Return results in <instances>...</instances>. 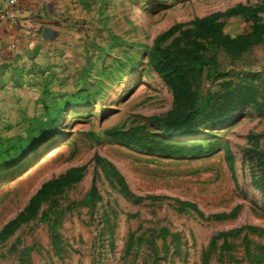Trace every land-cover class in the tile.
Returning a JSON list of instances; mask_svg holds the SVG:
<instances>
[{"label":"rangeland","instance_id":"obj_1","mask_svg":"<svg viewBox=\"0 0 264 264\" xmlns=\"http://www.w3.org/2000/svg\"><path fill=\"white\" fill-rule=\"evenodd\" d=\"M82 5L56 41L0 58V232L21 216L0 264H264V0ZM170 62L183 90L158 74ZM169 117L198 135L152 121Z\"/></svg>","mask_w":264,"mask_h":264},{"label":"crops","instance_id":"obj_2","mask_svg":"<svg viewBox=\"0 0 264 264\" xmlns=\"http://www.w3.org/2000/svg\"><path fill=\"white\" fill-rule=\"evenodd\" d=\"M83 1L22 0L16 8L0 4V58L14 54L13 45L25 54H34L38 41H56L60 28L71 25L67 20L76 18L74 8L82 7Z\"/></svg>","mask_w":264,"mask_h":264},{"label":"trees","instance_id":"obj_3","mask_svg":"<svg viewBox=\"0 0 264 264\" xmlns=\"http://www.w3.org/2000/svg\"><path fill=\"white\" fill-rule=\"evenodd\" d=\"M255 16L258 18V14L261 13L259 10H251ZM262 11H264V6L262 7ZM248 9L244 10V14H249ZM217 28L213 26L212 28V33H216L218 29H220V25L216 24ZM180 69L174 65L173 62H170L167 66H159L158 67V74L163 78V80L168 83L174 91H179L183 90V76L180 74ZM232 110V103H224L220 105L219 107L215 108L213 111V114L209 117L210 121H221L224 120L225 116ZM152 121L154 124L158 125L159 127H162L166 130L167 133L171 134L174 137H192V136H197L198 133L193 132V134L188 133L186 129L188 127L192 128L191 121L192 119L187 118L186 121L182 120H177L174 119V117H169L166 119H158V118H152ZM138 144L151 148V147H158L159 152L167 155H181V156H198V155H203L205 154V150L201 145L197 146H191L188 148L184 149H176L173 147L169 146H162L159 145L158 143L151 142L148 140H143V139H137L135 138L134 140ZM35 146H32L31 148H26L22 151V154L20 158L26 156L32 149H34ZM82 171V169L78 171H72L68 173L64 179V181H52L47 184H45L40 192L32 199L30 208L33 209L35 212L40 205L46 201V199L49 197L52 191L57 190L64 185L73 183L79 179V174ZM21 216L16 219V221L20 220ZM16 221L12 222L10 225L5 227L1 232H0V239L3 238L8 229L15 223Z\"/></svg>","mask_w":264,"mask_h":264},{"label":"built area","instance_id":"obj_4","mask_svg":"<svg viewBox=\"0 0 264 264\" xmlns=\"http://www.w3.org/2000/svg\"><path fill=\"white\" fill-rule=\"evenodd\" d=\"M21 1L22 0H0V4L6 8H16L21 4ZM1 18H5V16ZM12 48H15V45H13Z\"/></svg>","mask_w":264,"mask_h":264},{"label":"bare ground","instance_id":"obj_5","mask_svg":"<svg viewBox=\"0 0 264 264\" xmlns=\"http://www.w3.org/2000/svg\"><path fill=\"white\" fill-rule=\"evenodd\" d=\"M53 155H54V154H53ZM53 155H51V154H50V155H48V156H50V157H51V156H53Z\"/></svg>","mask_w":264,"mask_h":264}]
</instances>
